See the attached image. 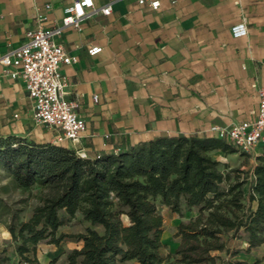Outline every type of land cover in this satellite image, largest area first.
Returning a JSON list of instances; mask_svg holds the SVG:
<instances>
[{
	"label": "crops",
	"instance_id": "1",
	"mask_svg": "<svg viewBox=\"0 0 264 264\" xmlns=\"http://www.w3.org/2000/svg\"><path fill=\"white\" fill-rule=\"evenodd\" d=\"M73 1L0 0V57L24 43L39 14L48 18L43 26L58 25ZM92 1L96 9L110 6V14L87 17L58 40L78 59L60 70L86 123L78 142L59 146L94 158L162 136L215 138L213 126L255 119L264 86V0H157V10L137 0ZM240 22L247 36L233 39L230 29ZM94 46L102 51L90 57ZM55 136L35 124L23 81L0 66V137L53 144Z\"/></svg>",
	"mask_w": 264,
	"mask_h": 264
},
{
	"label": "trees",
	"instance_id": "2",
	"mask_svg": "<svg viewBox=\"0 0 264 264\" xmlns=\"http://www.w3.org/2000/svg\"><path fill=\"white\" fill-rule=\"evenodd\" d=\"M217 151L236 150L216 138L162 136L90 158L55 144L0 137V173L19 191L39 190L27 221L20 220L22 209L0 198V223L21 264L36 261L39 244L61 243V212L69 218L79 213L89 224L76 236L81 245L69 264H217L211 254L228 251L227 234L242 235L247 253L264 244V155L255 158L245 195L242 171L215 160ZM159 206L195 212L177 226L178 246L165 258Z\"/></svg>",
	"mask_w": 264,
	"mask_h": 264
},
{
	"label": "built area",
	"instance_id": "3",
	"mask_svg": "<svg viewBox=\"0 0 264 264\" xmlns=\"http://www.w3.org/2000/svg\"><path fill=\"white\" fill-rule=\"evenodd\" d=\"M137 3L148 4L153 10H157L160 5L157 0H137ZM50 8V5L45 6L47 11ZM110 12V6L96 9L92 0H74L64 8L60 23L49 27L43 26L48 20L47 16L39 14L36 18L37 27L25 33L24 43L0 57V66L4 73L12 79L23 81L32 105L35 124L56 132L53 140L55 145L78 142L86 130L85 121L77 114L78 103L67 98L66 77L60 70L62 66L74 64L78 59L70 56L58 40L67 28L80 30L85 18L97 13L107 16ZM230 33L233 39L246 37V23L235 24ZM101 51V47L94 46L87 50V54L94 57ZM209 133L244 155L250 156L259 145L264 146V86L258 90V112L253 121L225 127L213 126ZM79 156L86 157L83 154Z\"/></svg>",
	"mask_w": 264,
	"mask_h": 264
},
{
	"label": "rangeland",
	"instance_id": "4",
	"mask_svg": "<svg viewBox=\"0 0 264 264\" xmlns=\"http://www.w3.org/2000/svg\"><path fill=\"white\" fill-rule=\"evenodd\" d=\"M257 153L259 152L257 151ZM222 155V153L216 152L213 154V157L221 164L227 165L229 169H239L242 171L241 178L247 181L243 191L247 194L249 185L252 182V168L257 163L254 159V154L249 156L235 151V153L228 156ZM222 157H225V161ZM1 186H6V192H0V198L13 210L22 209L20 220L27 221L32 214V208L37 205L39 190L19 191L9 184L2 173H0ZM158 212L163 218L162 243L164 247L161 250V254L165 258L169 254L172 255L178 246V239L175 237L177 226L182 222H187L194 216L195 212L182 207L181 213L177 214L162 206L158 207ZM60 217L64 220V225L59 229L58 236L63 235L64 239L58 246L47 243L39 244L36 250V261L30 264H69L68 256L74 249L80 247L81 243L77 241L76 236L84 234L89 224L83 220L82 215L79 213L74 218H69L64 212H61ZM223 241L228 251L211 254L218 258L216 260L217 264H228L229 262L236 261L247 262L248 264H253L254 262L264 264V246L247 253L245 252L247 244L242 235L234 237L233 234H227L223 237ZM0 264H21L13 252L10 235L3 223H0ZM120 264L136 263L128 261Z\"/></svg>",
	"mask_w": 264,
	"mask_h": 264
}]
</instances>
